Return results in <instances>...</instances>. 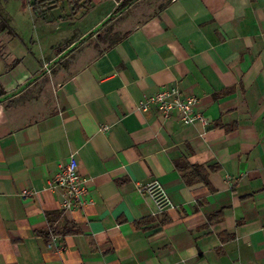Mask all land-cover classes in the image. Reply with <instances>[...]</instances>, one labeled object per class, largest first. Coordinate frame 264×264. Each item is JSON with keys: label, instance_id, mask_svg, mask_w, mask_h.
Listing matches in <instances>:
<instances>
[{"label": "crops", "instance_id": "1", "mask_svg": "<svg viewBox=\"0 0 264 264\" xmlns=\"http://www.w3.org/2000/svg\"><path fill=\"white\" fill-rule=\"evenodd\" d=\"M112 9L66 50L23 44L0 61V264H264V0ZM164 87L196 97L209 125L139 110ZM72 156L93 204L69 212L51 180ZM190 165L219 166L213 192L185 183ZM154 183L173 208L146 192ZM49 213L79 233L48 246Z\"/></svg>", "mask_w": 264, "mask_h": 264}, {"label": "rangeland", "instance_id": "2", "mask_svg": "<svg viewBox=\"0 0 264 264\" xmlns=\"http://www.w3.org/2000/svg\"><path fill=\"white\" fill-rule=\"evenodd\" d=\"M34 1L0 0V61L7 59L12 63L15 56L22 58L24 51L27 52L23 44L29 52L37 53L40 58L44 54L50 55L52 46L59 48V52L66 50L70 40L86 32L112 7L113 11L117 7L116 2L118 4L122 0H106L100 4L93 0L97 7L91 12L89 9V13L82 12L74 19L69 17L71 10L66 3L61 4L59 9L47 12L44 17L35 15L30 6ZM117 39L115 36L112 40ZM61 61L63 60L59 58L50 67L61 66ZM2 66L0 64V70L3 69ZM13 103L15 102H10Z\"/></svg>", "mask_w": 264, "mask_h": 264}, {"label": "built area", "instance_id": "3", "mask_svg": "<svg viewBox=\"0 0 264 264\" xmlns=\"http://www.w3.org/2000/svg\"><path fill=\"white\" fill-rule=\"evenodd\" d=\"M50 63L44 65V70L50 73ZM198 101L194 96H185L176 87H164L153 95H146L138 103V108L142 112L156 111L165 119L177 116L181 123L185 126L202 124L209 125L207 118L195 111ZM104 130H108L105 127ZM58 172L51 180V186L54 190L62 193L64 211H74L81 209L85 205L93 204L90 197V191L87 181L79 172V165L75 157L65 163H60ZM146 192L155 200L158 207L163 211L165 208H173L168 195L164 188L154 183L147 186ZM32 196L30 191H24L22 197ZM52 246V245H51Z\"/></svg>", "mask_w": 264, "mask_h": 264}, {"label": "trees", "instance_id": "4", "mask_svg": "<svg viewBox=\"0 0 264 264\" xmlns=\"http://www.w3.org/2000/svg\"><path fill=\"white\" fill-rule=\"evenodd\" d=\"M104 1V0H99ZM139 0H122L117 8L114 10V12L111 14L110 18H113L117 15H119L124 10L132 7L135 5ZM66 3L70 10V18H76L78 15H80L82 12H87L93 5V0H35L33 3H31V8L35 15H38L40 17H44L47 12H50L55 9H59L61 4ZM111 19H108V22H110ZM107 22V23H108ZM102 25H105L102 24ZM95 31H92L85 39L79 43H77L75 46H80L81 44L85 43L89 38H91L93 35H95ZM77 47L74 48V50ZM73 52L70 51V53ZM219 169V166H212L206 169L203 166H187L185 169H180V172L183 175L184 181L188 186H195L197 184H203L206 187L210 189V191H214L213 187L210 184L209 181V175L211 172H216ZM224 217V210H220L219 212L212 214L209 216L208 220L209 223L213 221H219L223 219ZM48 219V229L38 233L40 237H42L46 244L50 246L53 238H56L58 236H65V235H76L79 233V230L77 229L76 225L73 222L64 221L61 225L58 224V222L61 221L62 215L61 213L54 214L49 213L47 214ZM145 221V220H144ZM220 240L222 243L231 242L235 239L234 235H228L226 233L219 235ZM220 254L222 251L220 250Z\"/></svg>", "mask_w": 264, "mask_h": 264}]
</instances>
